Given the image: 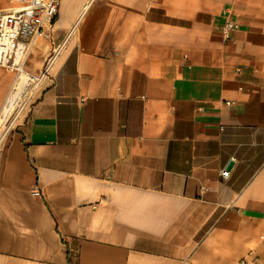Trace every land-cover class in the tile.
Returning a JSON list of instances; mask_svg holds the SVG:
<instances>
[{
  "label": "crops",
  "instance_id": "1",
  "mask_svg": "<svg viewBox=\"0 0 264 264\" xmlns=\"http://www.w3.org/2000/svg\"><path fill=\"white\" fill-rule=\"evenodd\" d=\"M23 71L0 264L264 260V0H60Z\"/></svg>",
  "mask_w": 264,
  "mask_h": 264
},
{
  "label": "built area",
  "instance_id": "2",
  "mask_svg": "<svg viewBox=\"0 0 264 264\" xmlns=\"http://www.w3.org/2000/svg\"><path fill=\"white\" fill-rule=\"evenodd\" d=\"M9 7L0 10V68L18 75L23 71L33 44L46 38L58 17L60 0H8ZM231 20L221 28L224 39L235 29ZM229 173H221L223 179ZM37 195V192L34 193ZM240 264H264V260Z\"/></svg>",
  "mask_w": 264,
  "mask_h": 264
},
{
  "label": "bare ground",
  "instance_id": "3",
  "mask_svg": "<svg viewBox=\"0 0 264 264\" xmlns=\"http://www.w3.org/2000/svg\"><path fill=\"white\" fill-rule=\"evenodd\" d=\"M34 86L35 79L25 71H22L17 75L12 90L0 114V132L5 128L16 108L25 100L26 96Z\"/></svg>",
  "mask_w": 264,
  "mask_h": 264
},
{
  "label": "rangeland",
  "instance_id": "4",
  "mask_svg": "<svg viewBox=\"0 0 264 264\" xmlns=\"http://www.w3.org/2000/svg\"><path fill=\"white\" fill-rule=\"evenodd\" d=\"M11 73L14 75V81H15L17 75L14 72ZM31 95H32V90L26 96L25 100L16 108L14 114L8 120V123L6 124L5 128L0 132V140L2 139L5 133H8L12 128H14L17 122L20 121V117L22 116L26 103L28 99H30Z\"/></svg>",
  "mask_w": 264,
  "mask_h": 264
},
{
  "label": "water",
  "instance_id": "5",
  "mask_svg": "<svg viewBox=\"0 0 264 264\" xmlns=\"http://www.w3.org/2000/svg\"><path fill=\"white\" fill-rule=\"evenodd\" d=\"M231 165H232L231 163L228 165V169H230Z\"/></svg>",
  "mask_w": 264,
  "mask_h": 264
}]
</instances>
